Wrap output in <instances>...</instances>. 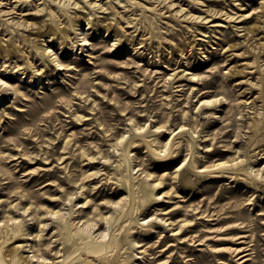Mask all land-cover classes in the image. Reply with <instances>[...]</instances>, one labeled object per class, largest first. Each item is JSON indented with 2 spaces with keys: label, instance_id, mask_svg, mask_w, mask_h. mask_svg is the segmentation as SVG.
Here are the masks:
<instances>
[{
  "label": "rangeland",
  "instance_id": "obj_1",
  "mask_svg": "<svg viewBox=\"0 0 264 264\" xmlns=\"http://www.w3.org/2000/svg\"><path fill=\"white\" fill-rule=\"evenodd\" d=\"M34 1L44 5L10 0L0 16L3 45L21 49L0 55V229H23L3 250L22 244L33 264L45 249L65 264H264V75L254 62H264V0H182L160 18L134 7L137 30L121 20L107 30L105 13L76 0L84 12L53 5L56 34ZM180 3L244 15L195 22L173 13ZM21 21L44 29L17 30ZM215 146L223 153L211 155ZM222 160L220 179L212 164ZM182 177L201 184L185 191ZM224 214L243 226L208 219Z\"/></svg>",
  "mask_w": 264,
  "mask_h": 264
},
{
  "label": "bare ground",
  "instance_id": "obj_2",
  "mask_svg": "<svg viewBox=\"0 0 264 264\" xmlns=\"http://www.w3.org/2000/svg\"><path fill=\"white\" fill-rule=\"evenodd\" d=\"M10 0H6V2H4V0H0V16H2L4 13H6L7 15V12L9 13L10 10L8 11L7 9L4 8V5H6ZM29 0H14V2H16V4L19 3V5H21L22 3L24 2H28ZM147 1H150V0H147ZM151 1H154V2H158L156 4V7H148L146 6L144 3H142L141 1H137V0H116V3L121 6L124 10H125V13H122L121 11H118L116 9V6L112 3H108V2H104L102 3V0H87V3L86 5L90 8H92V10H96V11H100V12H103L106 14V18H104V20H106L108 23H107V26H106V29H110V27L112 26V22L114 20H116L117 22H120V20L126 24V26L128 27H131V28H135V30H137L139 28V23H138V20H137V13H134V11L132 13H128L129 10H132L137 7H139L140 9H143V10H152L154 9L155 11L156 10H159L157 12V14L159 13V18L163 15V8H168L170 9L173 5H175L177 2L179 3L180 1L182 0H151ZM43 6L39 8V6L37 4H35L36 2H32L33 5H37L34 7L35 9V13H41V11L43 12L44 10H47V13H46V16H50V18L55 22V24L57 25L56 28H50L49 31L50 33L52 34H56V33H59L62 31V28L64 27H60V24L61 22L59 21V15L58 13L55 11V9L53 8V5L54 4H58L60 6H63L65 7V9L68 11L69 9H71L72 7L75 8L77 11L76 12H80V11H85V8L86 6L85 5H82V4H79L78 1L76 0H43ZM189 2V5L191 3V7H193V5H195V2L196 3H202L200 1H196V0H188ZM161 3H163V7L162 8H157V5H160ZM13 4V3H12ZM16 4L15 6L12 8L13 11L14 9H16ZM179 8L175 10V14H178L180 13L181 11L185 10V7L182 6V4L180 3L179 5ZM132 7V8H130ZM196 7V6H195ZM198 7V6H197ZM145 8V9H144ZM173 10V9H172ZM92 13L91 11L89 12V14ZM156 14V15H157ZM218 14L220 17H222L223 15L225 16L224 19L228 18L229 20H233V21H240L239 19L244 15V14H238L237 11L233 12V11H223L222 8H217V6L215 7H207L206 9H201V13L199 14H195V13H192L190 9L188 10H185L184 13L182 14L183 15V19L185 20H193L195 22H208V21H213L215 20L216 17H218ZM7 17V16H6ZM214 17V18H212ZM11 18V16H10ZM21 19L23 18L22 15L20 17ZM9 19V18H8ZM12 20V19H11ZM26 20V19H25ZM8 21V20H6ZM5 21V22H6ZM10 21V19H9ZM13 21V20H12ZM17 21V20H15ZM75 21V20H73ZM18 22V21H17ZM27 22V21H26ZM37 22V21H36ZM35 21L33 22L34 24L36 23ZM9 23V22H8ZM14 23V22H13ZM32 22L31 23H25V21H21L19 22L17 25V30H20L22 29L23 31L27 28H29L30 26V29L33 27L32 25H34ZM38 23V30H43L44 29V25L43 24H40V22H37ZM74 23V22H73ZM12 24V22H11ZM15 24V23H14ZM153 26H154V22H152ZM13 25V24H12ZM16 26V25H15ZM23 27V28H22ZM15 29V28H14ZM58 29V30H57ZM142 30V29H141ZM214 31V30H213ZM216 31V30H215ZM63 32V31H62ZM66 35V34H65ZM215 35V34H214ZM66 37V36H65ZM162 37H167L165 35H163ZM4 38L5 37H0V55L3 54L4 51H6V54H9V53H14L15 51H19L21 49L18 48V44L15 43L14 40H11V41H8L7 45L4 46L2 40L4 41ZM13 39V38H11ZM6 41V40H5ZM13 42V43H12ZM15 43V44H14ZM38 45V44H37ZM235 44H230V46H234ZM43 46V45H42ZM40 47V46H39ZM140 47H143V45H140ZM45 48V45L44 47ZM47 48V46H46ZM46 48H45V51H46ZM45 51L43 53H45ZM260 51V50H259ZM23 55H26L25 54V51L23 50L22 51ZM47 54V53H46ZM48 54H51L50 52ZM51 56V55H50ZM254 62L256 63V65L258 66V68L260 69L261 73L264 75V68H263V65H264V62L263 61H260V60H257V58L254 60ZM29 65L30 66H33L34 65V62L33 60L31 61H28ZM12 65V64H11ZM58 65V64H57ZM61 65V64H60ZM59 65V66H60ZM197 65V64H196ZM200 65V64H199ZM198 66V65H197ZM15 67V66H14ZM20 67V65L18 66ZM17 68V67H15ZM62 68V66H61ZM18 70V69H17ZM15 71V70H14ZM14 73V72H13ZM17 73V72H16ZM178 74H176L173 78H175ZM1 78V77H0ZM264 78V77H263ZM1 81V80H0ZM3 82V81H1ZM4 83V82H3ZM204 84H208L209 81H207L206 79L203 81ZM2 84V83H1ZM0 84V85H1ZM254 84V83H253ZM260 87L262 89V96H264V80L262 82V84H260ZM193 90L195 88H192ZM211 91V89H205L202 91V94H209ZM202 100V99H200ZM210 100L208 99H203V105H206V103H208ZM251 107L255 108V99H252V105ZM253 127H254V130H258V127H260V123H256L254 122L253 124ZM257 127V128H256ZM227 133V132H226ZM124 138V135L120 138V140L122 141ZM239 141V139H237ZM222 149H220L219 147H214L211 151H210V154L213 155V154H222L223 152L221 151ZM223 150H230V148H225ZM261 150H264V148H262ZM261 153V152H259ZM264 153V151L262 152V154ZM255 155V154H254ZM257 155V154H256ZM262 157H257V158H254V159H250L252 162H255L257 160H261ZM214 166H216L215 168L217 170H219L217 174H215V177H218L220 179H222V177H229L228 175H226V169H228V167L226 166L227 165V161L226 160H222V161H219L217 163H214L212 164ZM231 168H235V166H231ZM237 169H240V167H236ZM208 169L207 168H204L203 170L201 171H207ZM248 176V175H247ZM250 177V176H248ZM232 180L236 179L234 178L233 176L231 177ZM252 178L256 179V177L252 176ZM181 181V185H182V188L186 191L188 188H196L199 184H201V181L198 180V181H192V182H189V180L186 178V177H182V179L180 180ZM220 181V180H219ZM157 184V183H156ZM155 184V185H156ZM152 187V185H151ZM154 187V186H153ZM214 187V184L211 185L210 187H208V189H211ZM207 189H203L202 191H205ZM252 190V185L250 184L248 189L246 190V192ZM201 191H195L192 193V197L194 196H197ZM186 195V194H184ZM154 196V195H153ZM218 197H221V195L219 194ZM264 211L261 212V214H263ZM215 215H217V213H215ZM231 218H232V215L230 214H224L223 216H220L218 215V217H209L208 219H217L219 222H223V223H227V225L223 226L225 228H223L224 230L225 229H232V230H238L239 228H241L242 226H240V224H232L231 223ZM190 225V224H189ZM19 224L16 225L17 229L18 230H14L13 232H9V230L7 229L5 232L3 229H0V244L2 242H7L9 241L10 239H16L18 237L21 236V234H23V229L22 230H19ZM1 228V227H0ZM182 232L181 233H184L188 228H181ZM222 229V228H221ZM180 231V230H178ZM178 233V232H177ZM247 235L246 234H239L237 235L235 238H238L240 240H244L242 238L246 237ZM105 237V236H104ZM234 236H227V235H223V236H218L217 239H220V240H229V239H232ZM194 240V235H190V236H186L184 238V241L186 240ZM197 241V239H195ZM57 244H54L53 245V248L56 246ZM159 245V244H158ZM22 246V244H15V241L13 242V245H11L10 247H7L5 250H3L2 246L0 245V264H33V261L34 259L31 258V256H29L28 254L27 255H24V250L20 249ZM165 249V248H164ZM52 250V249H51ZM235 251H238L236 254H239V251H242L241 248H234V252ZM243 253V252H242ZM47 254H50V250H43L37 257V259L35 260H39V264H54V259H50L51 257H48ZM241 254V253H240ZM247 253L241 255V257H243L244 255H246ZM161 255V254H159ZM62 256V255H61ZM40 257H42V259L40 260ZM239 257V258H241ZM45 260H49V261H46ZM51 260V261H50ZM66 263V257L63 256L62 258H60L59 260H57V262L55 264H65Z\"/></svg>",
  "mask_w": 264,
  "mask_h": 264
}]
</instances>
